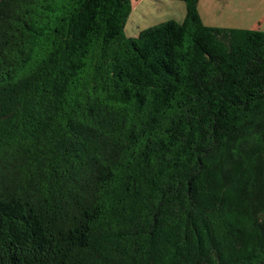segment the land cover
Segmentation results:
<instances>
[{"label": "trees", "instance_id": "1", "mask_svg": "<svg viewBox=\"0 0 264 264\" xmlns=\"http://www.w3.org/2000/svg\"><path fill=\"white\" fill-rule=\"evenodd\" d=\"M182 1L0 0V264H264V32Z\"/></svg>", "mask_w": 264, "mask_h": 264}, {"label": "rangeland", "instance_id": "2", "mask_svg": "<svg viewBox=\"0 0 264 264\" xmlns=\"http://www.w3.org/2000/svg\"><path fill=\"white\" fill-rule=\"evenodd\" d=\"M131 12L124 26L126 36L168 21L182 22V0H131ZM197 12L206 26L258 29L264 32V0H198Z\"/></svg>", "mask_w": 264, "mask_h": 264}]
</instances>
